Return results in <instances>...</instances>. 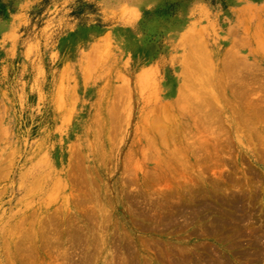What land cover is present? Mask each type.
I'll return each instance as SVG.
<instances>
[{
  "label": "rangeland",
  "instance_id": "obj_1",
  "mask_svg": "<svg viewBox=\"0 0 264 264\" xmlns=\"http://www.w3.org/2000/svg\"><path fill=\"white\" fill-rule=\"evenodd\" d=\"M251 231L264 0H0V264H248Z\"/></svg>",
  "mask_w": 264,
  "mask_h": 264
},
{
  "label": "bare ground",
  "instance_id": "obj_2",
  "mask_svg": "<svg viewBox=\"0 0 264 264\" xmlns=\"http://www.w3.org/2000/svg\"><path fill=\"white\" fill-rule=\"evenodd\" d=\"M242 201H243V199L235 197L233 204H229V202H225L226 205H228L230 207L231 211H233V213H234L233 216L231 215V219L233 222H236V223L242 222L243 219L247 220L251 216L250 212H246V211L242 210V208L244 209ZM249 203H251V202L249 201ZM239 211L240 212L244 211V213H246L247 217L243 215V216H240L241 217L240 219H238L239 217L237 216V213ZM222 225L224 226V221L222 222V221H215L214 220L213 223L211 224L210 228L212 229V232H215L216 229H218ZM221 228L219 230H221ZM247 233H248V231H247ZM261 238H263V236L261 234L259 235V233L257 234L256 232H253V231H251V233H249V238L247 240L248 241L247 242L248 247H247V249L245 248V249H243L244 251L239 253V257L241 258V260L242 259L246 260L247 261L246 263H248V264H264V250H262L260 247H258ZM237 254H238V252H237ZM186 264H192V259L190 261L188 260ZM214 264H217V263H214Z\"/></svg>",
  "mask_w": 264,
  "mask_h": 264
}]
</instances>
